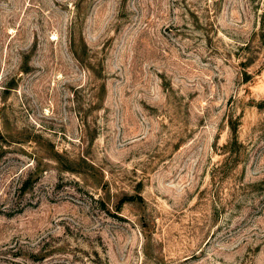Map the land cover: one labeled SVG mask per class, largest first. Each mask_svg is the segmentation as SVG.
I'll return each mask as SVG.
<instances>
[{
    "label": "rangeland",
    "instance_id": "obj_1",
    "mask_svg": "<svg viewBox=\"0 0 264 264\" xmlns=\"http://www.w3.org/2000/svg\"><path fill=\"white\" fill-rule=\"evenodd\" d=\"M263 10L0 0V264H264Z\"/></svg>",
    "mask_w": 264,
    "mask_h": 264
},
{
    "label": "trees",
    "instance_id": "obj_2",
    "mask_svg": "<svg viewBox=\"0 0 264 264\" xmlns=\"http://www.w3.org/2000/svg\"><path fill=\"white\" fill-rule=\"evenodd\" d=\"M261 36L264 38V10L262 12V15H261ZM235 132V131H234ZM141 202L142 201V197L141 195H127V196H124L122 197L120 200H119V207L121 206V204L125 203V202Z\"/></svg>",
    "mask_w": 264,
    "mask_h": 264
}]
</instances>
